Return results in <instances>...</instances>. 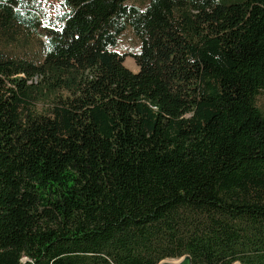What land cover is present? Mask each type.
<instances>
[{"label": "trees", "instance_id": "trees-1", "mask_svg": "<svg viewBox=\"0 0 264 264\" xmlns=\"http://www.w3.org/2000/svg\"><path fill=\"white\" fill-rule=\"evenodd\" d=\"M59 1L0 0V264H264V0Z\"/></svg>", "mask_w": 264, "mask_h": 264}, {"label": "rangeland", "instance_id": "rangeland-1", "mask_svg": "<svg viewBox=\"0 0 264 264\" xmlns=\"http://www.w3.org/2000/svg\"><path fill=\"white\" fill-rule=\"evenodd\" d=\"M147 0H129L128 4L143 9ZM40 15L42 16L43 23L47 20L54 18L55 15L62 13V6L59 0H37L36 2ZM0 48L4 52H9L15 56L23 58L37 57L40 53L39 37L38 34L19 29L13 38L1 36ZM139 50V41L134 36L130 28L117 38L116 47L114 51L118 54L127 55L124 59L123 66L132 73L138 72L131 55L137 53ZM257 107L264 113V94L257 98Z\"/></svg>", "mask_w": 264, "mask_h": 264}, {"label": "water", "instance_id": "water-1", "mask_svg": "<svg viewBox=\"0 0 264 264\" xmlns=\"http://www.w3.org/2000/svg\"><path fill=\"white\" fill-rule=\"evenodd\" d=\"M159 264H190V258L188 256H184L178 260H164Z\"/></svg>", "mask_w": 264, "mask_h": 264}]
</instances>
